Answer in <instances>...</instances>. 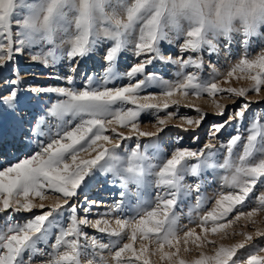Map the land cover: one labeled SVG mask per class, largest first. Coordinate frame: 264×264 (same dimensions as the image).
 <instances>
[{"label": "snow or ice", "instance_id": "6c2138e0", "mask_svg": "<svg viewBox=\"0 0 264 264\" xmlns=\"http://www.w3.org/2000/svg\"><path fill=\"white\" fill-rule=\"evenodd\" d=\"M240 3L242 0H131L130 3L119 0L117 6L112 0H0V69L8 68L15 77L0 87V118L9 117L7 125L0 119V214H3L0 264H36L38 258L45 256L43 264H81L86 256H91L88 264H264V247L257 254H241L240 250L253 243V234L237 232L235 228L227 231L241 218L255 224L252 218L258 211H264V194L259 195L258 208L243 210L255 199L257 190L264 189L261 126L252 124L246 143L239 132L227 140L228 155L218 165L228 172L224 177L226 194L222 191L212 209L199 217L201 234L189 229L182 237L178 234L181 228L173 206L179 194L199 192L202 187L201 183L195 184L194 189L183 184L186 175L196 177L205 168L217 167L209 163L215 145L210 142L192 150L183 146L184 137L178 135L176 147L167 158L155 140L144 145L146 150L153 149L150 158L147 151H140L138 139L157 138L167 121L178 115L177 110L166 112L163 118L159 116L170 106L179 105V99L174 97L229 94L231 99L244 98L250 90L257 94L264 91V52L255 58L240 59L226 72L225 83L236 74L235 79L249 81V87L226 89L215 79L219 76L215 68L213 79H201L184 71L192 65L201 68L199 59L166 58L162 52V42L172 45L183 38L179 45L181 53L205 48L217 53V44L206 37L209 17L215 13L217 29L223 33L214 37L217 43L220 37L230 39L232 10ZM181 20L190 25L186 32ZM243 36L247 44L248 38L259 37L260 33L254 25L246 23ZM105 41L113 43L103 55L107 63L103 73L89 75L86 69L82 71L81 61L96 53ZM44 44L52 47L32 52L34 46L42 49ZM26 51L33 62L66 69L49 75V79L58 81L57 85L28 89L32 97L20 88L18 57ZM122 52L130 53L131 61L124 72L117 70V58ZM157 62L178 65L176 78L166 79L157 74L154 71ZM125 79L127 82H122ZM42 94L58 97L47 108L48 116L58 121L55 125L47 123L43 115H26L29 101L32 98L39 101ZM250 104L245 101L227 120L211 123L209 139H217L231 129L234 121L243 120ZM214 106L219 110L216 115L223 117L226 106L215 102ZM193 111L195 118L184 115L182 124L174 126L180 133L195 132L207 120L208 114L201 109ZM143 114L155 117L156 131L140 130ZM236 127L239 129L240 125ZM133 136L137 137L135 147L126 157L119 155L121 141ZM258 137L259 158L253 159ZM193 139L199 141V136ZM238 142L243 143L242 154L234 153ZM18 146L27 151L13 162L8 156ZM152 159L159 163L153 164ZM192 159L198 163L189 164ZM97 171L105 177L111 174L105 183L121 187L120 198L113 200L104 213H96L111 219L88 218L98 203H104L84 195L88 180L97 179L94 175ZM146 181L157 188L155 199L139 203L135 215L125 218V199L129 195L138 196ZM129 185H135L137 191L131 193ZM37 209L39 214L34 212ZM234 212L237 215L231 219ZM22 213L31 215L24 222H14ZM84 226L114 239L102 243V237L90 236ZM54 230V241L50 242ZM209 233L220 234L221 239L236 235H242L243 239L216 246L215 240L208 239ZM254 235L264 238V230L257 229ZM137 241L138 248L134 246ZM190 241L198 249L211 246L212 254L201 251L193 261L179 259L181 243L188 252ZM40 244L44 247H38ZM104 251L109 252L108 257L101 255Z\"/></svg>", "mask_w": 264, "mask_h": 264}, {"label": "rangeland", "instance_id": "374dc122", "mask_svg": "<svg viewBox=\"0 0 264 264\" xmlns=\"http://www.w3.org/2000/svg\"><path fill=\"white\" fill-rule=\"evenodd\" d=\"M27 2H31V0H27ZM125 2L130 3L131 0H125ZM114 5L119 4V0H112ZM23 15V10H21V17ZM13 25L14 20H13ZM264 32V30H262ZM170 36H174L173 32L169 33ZM230 39H226L224 37H220L218 41V49L217 53H212L208 51L206 48L202 49L199 52H191L185 51L181 53L179 45L183 43V38L179 41H175L172 45H169L167 41L162 42V52L163 55L167 58L168 56L172 57H180L184 58L191 57L193 59H199L202 67L197 69L194 65L189 66L184 71L186 73H195L201 79H213L215 74L213 73V68L219 73V76H215L220 83L222 88L227 87H249V81L247 80H236L235 75L233 78H230L228 83L224 82V77L226 76V72L231 69V66L238 63V61L242 58H255L262 52H264V35L260 34L259 37L248 38L249 42L245 44V37L242 34H232L230 35ZM113 42L105 41L101 44L96 53L90 54L89 57L84 58L81 61L80 67L81 70H87L88 74H102L104 68L107 67V63L103 59V55L106 51V48L111 46ZM52 45L44 44L41 49L40 46H34L32 52L36 51H47L51 48ZM130 53L122 52L118 55L117 58V70L120 72L127 71V65L131 63L128 59ZM67 61H61V64H66ZM18 68L20 79L22 83L20 88L25 90L26 95L28 97H32L31 92L27 90L35 87V86H49V85H57L58 81L55 79H49V75H54L59 71H64L66 69H62L60 65L56 66H44L39 62L31 61V55L28 51L25 52L23 56L18 57ZM154 71L162 75L166 79H175L176 73L180 71L178 65H162L157 62ZM14 77V74L8 69L3 68L0 69V87L3 86L5 81H8ZM122 82H127L126 79ZM79 83V82H78ZM156 93L159 92V89L155 90ZM147 94V93H142ZM179 99L178 106H170L169 109L165 110V112L159 113V116L163 118L166 115V112L169 111H177L178 115L169 119L167 121V125L164 128V131L158 134L157 138H149V137H139L140 142V151H147L149 157L151 158L153 155V149L148 148L145 149L144 145L151 144L153 140H155L156 144L160 148L161 154L167 158L170 156L171 152L176 147V137L178 135H182L183 146L188 147L192 150L197 148H202L207 143H213L215 145L213 152L214 155L209 159V163L213 165H217L214 168H205L203 169L198 176L193 177L191 174L185 176L184 181L182 182L185 185L193 186L197 183H201L202 187L199 192L192 190L190 194L184 195L183 193L178 195L177 202L173 206V212L178 217V224L180 225L181 230L179 231V235L182 237L183 232L189 229H195L196 233L199 235L200 227H199V217L206 214L207 211H210L215 204V199L218 198L219 194L225 190L224 177L228 175V172L225 169L219 168L218 165L224 163V158L228 155L226 144L227 140L230 138L232 134H241L243 143H246L247 135L251 134V126L252 124H257L261 126L262 131H264V91L260 93L252 92L251 90L247 93L244 98H229V94H216L215 96H208L207 94H201L199 97L195 95H189L185 99H180L179 97H174ZM58 97L55 94L48 95L42 94L40 96L39 101L35 98H32L29 101V109L26 115L39 114L46 117V122L55 125L58 121L55 117L48 116L47 108L50 107L51 102H55ZM251 102L249 110L245 113L243 120L234 121L230 130H225L223 135H220L215 140H210L208 133L211 131L210 124L214 121H220L221 119L227 120L228 116L234 113V110L238 109L240 105L245 102ZM215 103H219L223 106H226L225 115L220 117L216 115L218 113V109L214 106ZM188 105H192V107H188ZM193 108H199L203 112L207 113V120L195 130V132L189 131L188 133H180L178 127L182 124L181 117L184 115H189L195 118L196 113L193 111ZM3 125H7L9 121V117L3 116L2 118ZM66 119H70L67 117ZM151 121V122H149ZM156 119L151 114H143L140 122V130L142 131H156L155 125ZM239 124L240 128L237 129L236 125ZM2 126V125H0ZM187 127V125H185ZM125 134H127L128 130L125 129ZM53 132H55V128H53ZM199 136V141H194L193 137ZM137 137L133 136L131 140L121 141L123 147L118 150V154L121 156H125L130 152L132 147L136 145ZM243 143L238 142L237 146L234 147L235 154L243 153ZM221 144L225 145L224 148H221ZM34 147V146H33ZM261 147V141L258 137L257 144L253 149L254 156L253 159L259 158V152L257 149ZM27 150L20 148L18 146L17 151L8 156L9 160L15 162V160L24 155ZM31 154L30 152L28 153ZM87 158V157H85ZM151 162L153 164L159 163L158 160L152 159ZM103 163V162H102ZM198 163L197 160L192 159L189 160V164ZM94 175L97 179H89L87 182V187L84 188V195H87L90 199L96 201H103V204L98 203L93 210V213L89 215V219H111V217L96 215L97 212L104 213L108 206L112 203L113 200L119 199V195L121 192V187L119 184L110 185L105 183V179H111V174H108L105 177V174L100 173L99 171L95 172ZM149 180L154 179L153 177H149ZM129 191L134 193L137 191L135 185H129ZM157 194V188L153 185L150 186V181H146L145 184L140 186L139 195H129L128 198L125 199L124 208H123V216L125 218H130L135 215L137 211V205L147 200H154ZM264 194V189H258L256 192V197L252 201L248 203V205L243 209L244 211H250L252 207H259V195ZM83 200V197H81ZM199 201V204H198ZM45 203H50V201H45ZM40 210H34L36 214H39ZM31 214L22 213L17 216V221L14 222H24L26 218H28ZM83 216V213L80 214ZM237 213H232L230 218L235 219ZM3 219V214H0V221ZM256 221L255 224L241 218L236 224L232 227L228 228L227 231L232 232L233 228L237 232H248L253 234V243L251 245H246L244 250H240L241 254L246 256L247 254H257L259 248L264 247V238L255 237L254 233L257 229L264 230V211H258L257 215L252 218ZM64 226H67V221L65 218ZM113 227L115 225L113 224ZM84 231H86L90 236L95 235L102 237V243H108L110 238L107 234H100L96 232L95 229L84 226ZM54 234L50 237V242L54 241ZM209 240H215L216 246L220 244L231 245L233 243H237L243 239L242 235H236L231 238L221 239L220 234H208ZM82 241V238H81ZM127 242V241H125ZM135 247H139V241L134 245ZM38 247H44L43 244L38 245ZM181 251L179 253V259H183L185 261H193L198 258L201 251H204L207 254H212V247L208 246L204 249H198L191 241L188 244V248L190 251L185 252L184 245L181 243L180 245ZM47 251H50L48 249ZM91 251V249H89ZM101 255L108 257L109 252L104 251ZM99 258V257H97ZM47 256L40 259L38 258L36 264H43L46 261ZM91 259V256H86L81 259V264H88V260ZM155 259L154 257L152 258Z\"/></svg>", "mask_w": 264, "mask_h": 264}, {"label": "clouds", "instance_id": "9594fccd", "mask_svg": "<svg viewBox=\"0 0 264 264\" xmlns=\"http://www.w3.org/2000/svg\"><path fill=\"white\" fill-rule=\"evenodd\" d=\"M209 20L210 26L207 29L206 37L212 43H216L218 47V43L214 37L218 34L223 36V33L217 29V17L214 12L209 17ZM121 22H123V18H121ZM246 23L254 25L256 31L264 35V32H262L264 30V0H242V3L234 6L228 35H243ZM180 24L185 32L190 27L187 20H181Z\"/></svg>", "mask_w": 264, "mask_h": 264}]
</instances>
